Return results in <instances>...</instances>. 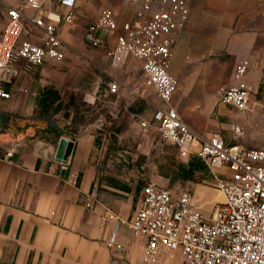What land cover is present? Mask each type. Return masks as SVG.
Listing matches in <instances>:
<instances>
[{
	"label": "crops",
	"instance_id": "crops-1",
	"mask_svg": "<svg viewBox=\"0 0 264 264\" xmlns=\"http://www.w3.org/2000/svg\"><path fill=\"white\" fill-rule=\"evenodd\" d=\"M24 1L0 0V33L7 22L6 6ZM47 4L62 15L70 10L61 0ZM104 7L114 11L119 23L136 19L138 6L132 0H75L73 20L58 27L65 59L60 63L48 60L31 74L21 72L12 98L0 99L9 102L18 113L14 115L24 122L13 134L0 133V264H144L143 244L126 224L114 233L117 218L109 215L132 219L148 182L168 187L169 182L183 181L185 185L174 189L189 187L194 194L192 206L205 215L221 201L219 194L194 179L178 178L195 157H182L187 161L174 178L161 172L159 164L153 167L149 153L156 131L140 133V121L152 120L154 109L139 111L132 106L137 99L132 90L128 92L129 79L119 75V69L129 71L126 61L113 66L103 49L85 39L87 25L98 19ZM189 10L185 28L175 37L173 58L186 62L209 56V61L200 63L185 79L184 65L171 64V73L181 75L184 86L191 87L186 100L174 94L172 104L192 128L210 136L222 128L218 114L226 112L227 104L220 100L218 89L232 75L231 70L224 75L221 55H231L233 64L249 60L246 79L254 87L251 101L256 97L264 101V0H191ZM100 33L114 44L113 33ZM73 54L83 57L78 66L89 77L83 84L84 100L98 106L109 98L108 118L99 114L95 123L76 125L73 112L63 115L60 97L52 103L47 99L48 111H44L41 98L47 89L57 90L53 85L64 78L65 70L75 68V63L66 60ZM108 78L121 82L117 93L109 92ZM194 105L201 109L195 110ZM7 116L0 113V119ZM97 130H102L105 140L107 135L115 137L111 143H100ZM63 138L73 143L67 161L80 173L77 185L69 182V168L63 167L67 161L57 156ZM123 139L137 145L126 156L119 150ZM207 175L212 179L206 168L203 181L210 183ZM114 236L110 247L107 241ZM163 259L166 264H184L179 252L164 251Z\"/></svg>",
	"mask_w": 264,
	"mask_h": 264
},
{
	"label": "built area",
	"instance_id": "built-area-1",
	"mask_svg": "<svg viewBox=\"0 0 264 264\" xmlns=\"http://www.w3.org/2000/svg\"><path fill=\"white\" fill-rule=\"evenodd\" d=\"M48 1L6 6L7 22L0 33V99L12 98L21 72L31 74L48 60L65 59L58 27L73 20L75 0H61L70 9L65 15L52 10ZM132 1L138 6L136 19L119 23L114 11L104 7L98 19L87 25L85 39L103 49L113 66L127 57L140 61L145 85L154 88L162 102L154 108L152 120H141L140 126L158 130L163 140L176 145L180 156L200 158L212 175L210 184L223 199L205 215L192 206L194 194L189 187L175 190L148 182L132 219L109 215L117 218L114 233L120 224L132 229L144 246V264H166L164 251L179 252L184 264H264V148L229 144L220 133L205 136L172 104L179 85L170 71L175 37L186 26L191 0ZM103 31L114 34L113 45ZM249 67L248 59L240 60L233 82L218 89L220 100L239 111L249 108L254 91L246 79ZM120 86L119 80H111L109 92L117 93ZM63 167L69 168V182L77 185L79 171L69 161ZM114 242L115 236L107 241L110 247Z\"/></svg>",
	"mask_w": 264,
	"mask_h": 264
},
{
	"label": "rangeland",
	"instance_id": "rangeland-1",
	"mask_svg": "<svg viewBox=\"0 0 264 264\" xmlns=\"http://www.w3.org/2000/svg\"><path fill=\"white\" fill-rule=\"evenodd\" d=\"M214 57L215 55L213 54V60ZM220 58L221 63L223 64L224 75H227L230 70L232 71L231 78L224 82L222 85L232 83L233 71L236 63L233 64V59L231 55H221ZM66 60H68V62L75 63V68L65 70L64 78L62 80L58 79L57 84L53 85V87H57L56 91L59 97L63 99V115L67 117L68 113L73 112V121L76 125L95 123L96 117L99 116V114L103 115L104 118H108L112 110L111 103H109V98H103V101L98 106H96L95 104L92 105L90 103H87L84 100L86 93L85 89L83 88V84H85L86 79L89 77H86L85 71L81 70L78 66L79 63L84 60L83 57L73 54L70 55L69 58ZM202 60L203 61H194L190 59L186 62H182L176 61L175 58H173L172 65H184L183 68L185 72L183 76L185 79L187 75H191L192 70L195 69V67L199 66L200 63L208 62L209 56L205 57ZM125 61L130 66L129 71L125 72L119 69V75L123 76L125 80L129 79L128 92H131L132 90V92H134V96H136L137 99L132 106L139 111L147 108L149 112H152L154 109L153 105H161V100L157 96L154 88L145 85L144 75L140 68V61L138 59L130 57H127ZM175 76L179 80L178 89L175 94H178L179 97H182L183 100H186V95L188 94L187 90L191 89V87L184 86V83L181 80V75ZM106 80L109 82L111 78H108ZM142 100L144 102H141ZM9 104L10 103L7 101H0V113L3 115L8 114L7 117H3L2 119H0V133L11 132V134H13L16 132V130H19V127L22 128L21 125L24 124V122L19 121V119L14 115L16 112L11 110ZM195 106L196 105H194V107ZM199 109L201 108L195 107V110ZM218 119L222 122L220 134L224 137L227 143L239 144L249 149L264 148V101L260 102L259 97L254 98V100L251 101L249 108L244 111H239L235 109L232 105H227L226 112L222 115L218 114ZM74 127L76 126H73V129ZM104 129L108 132L111 130V128H109L108 126H104ZM147 131L152 130L143 129L140 133ZM155 131L156 132L153 131L152 133V136L155 138L153 140L154 145L150 149L149 160L151 163H153V167L156 164H159L161 172H164L168 175H172V177L174 178L176 177V171H180L181 163H184L187 160L185 158H182V156H179L180 154H177L176 145L169 141L163 140L161 138L160 132L158 130ZM97 133V138L99 139L100 143H102L103 141L111 143L113 137H115L114 134L107 135V139L105 140L104 134H102V130H97ZM129 148L137 149V145L134 146L131 142H127L126 139H123L119 146L120 152L126 156L128 155ZM195 160H197L199 164L206 170L205 164L200 158L195 157ZM204 173L205 171L197 172V174H195L194 176V180L205 185L213 193L219 194L220 199L222 200V193L212 184L203 181ZM206 180H210L209 182L212 181V179L208 177V175ZM166 185L174 189L185 185V183L183 181L175 180L174 183L169 182Z\"/></svg>",
	"mask_w": 264,
	"mask_h": 264
},
{
	"label": "trees",
	"instance_id": "trees-1",
	"mask_svg": "<svg viewBox=\"0 0 264 264\" xmlns=\"http://www.w3.org/2000/svg\"><path fill=\"white\" fill-rule=\"evenodd\" d=\"M57 98H59V95L57 93V91H54L53 89H47L45 94L43 95V97L41 99H43V101H41L42 107L44 108V111L47 112L48 109L47 107L49 106V104L46 102L47 99H50V103L54 102ZM206 172V170L199 164L198 161L191 159L189 160L188 164L185 165L183 167V169H181L180 174L178 175V178L180 180H189V179H194L195 174L197 172Z\"/></svg>",
	"mask_w": 264,
	"mask_h": 264
},
{
	"label": "water",
	"instance_id": "water-1",
	"mask_svg": "<svg viewBox=\"0 0 264 264\" xmlns=\"http://www.w3.org/2000/svg\"><path fill=\"white\" fill-rule=\"evenodd\" d=\"M72 145H73L72 141H68L65 138L61 140L58 153H57L59 160H62V161L68 160L70 153H71Z\"/></svg>",
	"mask_w": 264,
	"mask_h": 264
}]
</instances>
